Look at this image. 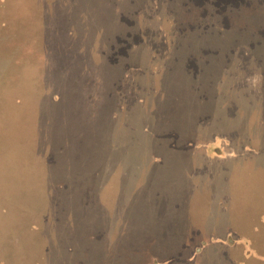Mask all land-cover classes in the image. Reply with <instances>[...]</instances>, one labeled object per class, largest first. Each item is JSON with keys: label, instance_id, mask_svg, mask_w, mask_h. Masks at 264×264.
Wrapping results in <instances>:
<instances>
[{"label": "rangeland", "instance_id": "1", "mask_svg": "<svg viewBox=\"0 0 264 264\" xmlns=\"http://www.w3.org/2000/svg\"><path fill=\"white\" fill-rule=\"evenodd\" d=\"M264 0H0V264H264Z\"/></svg>", "mask_w": 264, "mask_h": 264}, {"label": "clouds", "instance_id": "2", "mask_svg": "<svg viewBox=\"0 0 264 264\" xmlns=\"http://www.w3.org/2000/svg\"><path fill=\"white\" fill-rule=\"evenodd\" d=\"M247 84L251 88H258L264 84V73L257 70L255 73L247 77Z\"/></svg>", "mask_w": 264, "mask_h": 264}]
</instances>
